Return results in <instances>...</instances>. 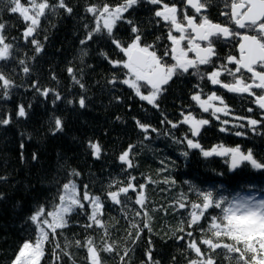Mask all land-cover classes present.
<instances>
[{"label": "trees", "instance_id": "obj_1", "mask_svg": "<svg viewBox=\"0 0 264 264\" xmlns=\"http://www.w3.org/2000/svg\"><path fill=\"white\" fill-rule=\"evenodd\" d=\"M163 1L176 4L181 19L184 12L192 15L183 0ZM56 2L49 0L51 4ZM228 2L212 0L202 15H207L212 22L230 25L236 32L230 15H222L229 13V8L225 7ZM65 3L73 9L71 14L63 9L49 10L34 35L25 40L22 33L28 22L19 13L8 10L9 0H0V23L6 25L3 34L6 42L13 45L10 58L0 60V71L14 81L7 98L0 89V118L11 120L8 125H0V264H12L22 244L26 240L35 241L38 229L29 217L41 206L45 212L54 210L63 184L69 181L75 182L81 198L85 185L91 196L100 197L102 208L98 218L103 226L85 227L92 223L89 220L92 208L83 201L84 208H77L68 215L67 227L57 228L55 235L48 231L39 264H90L89 240L99 253L100 264H153L156 261L189 264L191 260L206 261L209 257L215 264H244L238 259V253L223 247L213 251L200 243L205 238L220 242L212 236L210 226L213 216L223 215L221 209L210 208L199 225L187 227L191 211L188 202L198 200L196 192L190 188L210 190L216 198L223 196L228 200L247 196L262 199L264 169H254L249 162H242L233 169L230 155L204 157L199 149H188L183 141L185 135L192 138L188 124L179 123L173 128L167 121L178 123L183 119L181 113L190 111L198 119L209 120L195 137L203 149L217 147L219 151V146H239L245 153L251 149L257 161L264 162V111L255 102V97L264 95V91L253 88L255 95L229 93L221 85H213L206 75L201 79L190 70L173 77L158 101L159 108H154L122 83L128 77L122 64L113 66L100 55L105 52L111 60L127 59L106 33H98L87 44H80L87 31L95 27L96 14L88 13L86 8L89 5L102 8L105 3L116 6L121 0H65ZM21 4L29 6L28 0H21ZM159 7L148 0H139L124 14L125 20L117 24L114 36L125 47L131 43L134 34L126 21L133 20L140 29L141 45H153L150 50L171 65L175 63L172 57L163 56L172 46L168 39L170 25L154 15ZM174 32L173 29V35ZM32 39L43 45L39 54L35 53ZM237 42L238 37L216 39L213 63L200 66V72L209 73L222 65L235 69V62L229 63L227 57L237 58ZM81 49H86L88 54L82 57ZM21 60L25 61L24 65L19 63ZM24 66L29 67V73L23 72ZM69 67L75 70L71 75L67 71ZM256 69L264 70V66L257 65ZM73 75L83 88L74 81ZM241 75L246 82L251 81V75L243 70ZM113 76L115 84L109 83ZM219 79L223 83L234 80L226 72H222ZM34 81L39 89L52 91L47 96L42 95L32 87ZM139 84L142 93L150 91L145 82ZM197 92L202 99L212 93L221 96L228 106L227 114L217 113V119L211 111L203 112L191 99ZM81 97L85 98V107L79 104ZM214 103L221 106L218 101ZM20 105L26 111L23 117L17 114ZM56 117L63 120V130L59 132H53ZM248 119L260 121L255 131L248 125ZM137 120L156 131L151 128L142 131ZM221 128L226 130L221 131ZM237 132L243 135H236ZM89 142L101 146L98 158L93 156ZM129 145H132L131 167L119 159ZM184 152L189 153L187 157ZM34 153L36 160L32 158ZM74 171L79 175H73ZM166 180L169 182L165 183ZM129 182L136 190L120 194L121 202L114 203L108 193L127 187ZM140 185L145 186L142 190L146 198L144 206L135 202ZM182 194L186 200H181ZM180 202L188 204L187 209H181ZM137 212L140 215H136ZM180 228L184 231H179ZM76 241H80V245ZM192 241L201 248L202 257L188 247ZM223 242L233 243L226 237ZM108 245L112 246V251H104Z\"/></svg>", "mask_w": 264, "mask_h": 264}, {"label": "snow or ice", "instance_id": "obj_2", "mask_svg": "<svg viewBox=\"0 0 264 264\" xmlns=\"http://www.w3.org/2000/svg\"><path fill=\"white\" fill-rule=\"evenodd\" d=\"M153 5H162L159 7L154 15L162 19L165 23L170 25L168 39L172 42L171 50H166L163 54L164 57L171 56L175 63L169 65L164 62V58L158 56L153 50V45H141L140 29L133 20H127L126 22L131 25V31L134 34V39L131 43L125 47L123 42L114 36V29L120 21L125 20L124 14L132 9L139 3V0H121L116 6H110L107 3L102 8H97L95 5H89L86 8L88 13L94 15L95 27L87 31L85 38L80 41L81 45L87 44L98 33H106L111 43L115 45L117 49L125 54L127 60H111L107 53L101 52L100 55L109 60V63L113 66L121 65L127 69V74L130 78L124 79L122 83L131 87L135 94L143 101L152 105L154 108H159V99L163 92L166 90L165 86L176 75L188 73L190 70L193 75H199L201 79L207 76V79L213 85H221L223 88L230 92L235 93H249L255 95L252 91L253 88H259L264 91V70L257 71L256 65L264 66V0H231L230 7L231 12H223L222 15H230L231 21L239 29H248L254 34L249 32H235L227 25H221L213 23L207 15L191 16L187 12L183 13L182 19L180 18V10L177 5H169L163 3V0H148ZM183 2L195 10V13L201 14L206 12L211 6L212 0H183ZM11 13H19L25 22H28L27 27L24 29L22 35L27 40L32 37L40 25L41 18L50 10L55 12L57 9H63L68 14L73 12V9L69 7L65 0H57L55 4L49 3V0H28V7L21 4V0H9ZM199 19V23H197ZM6 25L0 23V60L6 61L11 56V49L13 45L6 42V37L3 34V30ZM88 28V25H85ZM175 30L180 35L177 37L172 34V30ZM190 29L194 35L187 34V30ZM213 37H222L228 39L231 37H239V49L241 56L239 59L233 56H228L229 63L235 62V69H229L227 65H222L220 68H214L209 73H201L200 66L209 65L213 63V58L216 56L215 47L213 44ZM47 39V37H45ZM157 39H160L157 37ZM187 40V47H181V41ZM197 41L206 42V46L198 43ZM31 43L34 45L36 54H39L43 50V45L36 39H32ZM189 52H194L195 57L190 58ZM87 50L81 49V56H86ZM21 65L25 64V61H19ZM246 69L251 73V83L246 82L241 75V70ZM71 75L74 73V69L69 67L67 69ZM23 72L25 74L30 72L29 67L24 66ZM222 72H226L233 76L234 80L231 83H223L219 77ZM55 78V77H53ZM73 79L77 84H80L81 88L84 87L79 80H76L73 75ZM140 81L145 82L150 86V91L147 94L141 92ZM111 84L116 83V77L113 76L109 81ZM14 86V81L11 80L3 71H0V89L3 90L5 98L8 96V90ZM32 87L41 92L42 95L47 96L51 89H39L37 83L34 81ZM61 97L59 93L56 94V99ZM119 99V97H117ZM191 99L195 101L203 112L211 111L213 116H217V113L224 112L227 114L228 106L225 104L223 98L216 93H212L207 99H202L201 93L197 92L191 96ZM218 101L219 105L214 103ZM255 102L261 109H264V95H257ZM72 103V101H69ZM81 107H85V98L81 97L79 100ZM251 111V109H249ZM18 116H25L26 111L23 105L18 107ZM183 119L178 123L167 121L173 128L178 127L179 123L188 124L189 132L192 138L185 135L183 141H186L188 149H199L204 157L212 156L213 154L220 156H231V168H237L242 162H249L254 169H264V162L257 161L254 157L253 151L249 149L247 153L241 151L239 146L235 148H224L219 146L213 147L211 150H205L195 137L199 136L201 129L204 125L209 124L207 119H198L190 111L187 113H181ZM119 119V117H117ZM217 119L219 117L217 116ZM11 122L10 118H0V125H8ZM164 122V121H162ZM55 127L53 132H59L63 130V120L60 117H56L54 120ZM227 124L228 121H223ZM260 121L256 119H248V125L255 131L256 126ZM137 126L144 132H147L151 126L136 121ZM152 131H156L155 128H151ZM221 131L226 129L221 128ZM236 135H243L241 132H237ZM147 138V137H146ZM181 141V142H183ZM23 147V145H21ZM89 147L92 149V154L95 157H99L101 152V146L99 143L89 142ZM132 145H129V149L125 150L119 157V159L127 163L131 167L129 159V152ZM185 157L188 156V152L182 153ZM33 160L38 159L37 155L33 154ZM73 175H79L78 172H73ZM169 181H165L168 183ZM175 183V181H171ZM144 185H140L141 190L136 198V203L144 206L146 198L142 194ZM129 189H135V186L129 182L127 187H120L118 191H110L108 196L114 203H120V194L128 193ZM191 191H195L198 197L197 201H189L191 205V211L189 212L190 219L186 222L187 227L192 228L199 225L202 218L206 216V213L210 208H219L222 210L223 215L220 217L213 216L211 218L210 231L213 237L217 241L214 242L212 238H205L200 243L208 245L213 251L218 248H225L229 252L238 253V259L244 261V264H264V198L254 199L251 196L238 197L232 200H228L226 197L221 196L216 198L213 191L199 190L195 187L190 188ZM187 197H181V200H186ZM60 203L55 206L54 211L47 212V216L51 217V220L45 219V208L41 206L35 211L29 219L36 224L38 229V235L35 241L26 240L20 247L12 264H39L40 258L44 254L43 243L48 240L49 233L45 232L41 225H47L51 229V234L55 235L57 228H65L68 225L67 217L77 208H84L83 201H87L91 205L92 212L89 215V220L92 223L85 225V227H92L93 224L103 226L102 221L98 218L99 210L102 208V204L99 196H91L87 191V185H85V191L83 197L78 195L76 184L72 181L64 183L62 191L59 194ZM226 205V206H225ZM181 209H187L188 204L184 202L179 203ZM136 215H140L139 212ZM147 216V213H145ZM182 223H185L182 221ZM145 227L148 224L145 223ZM151 230V229H149ZM179 231H184V228H180ZM189 236L192 232L187 233ZM231 240L233 243H224L223 238ZM182 239V237H178ZM77 245H80V241H76ZM87 251L89 254L90 264H100L99 253L97 249L92 245V242L88 241ZM59 247V245H57ZM193 249L198 256H203L201 248L196 241H192L188 245ZM112 246L108 245L104 251H112ZM249 254H251L250 259ZM148 258L151 261V253L148 254ZM153 264H159L158 261ZM189 264H215V261L209 257L206 261L191 260Z\"/></svg>", "mask_w": 264, "mask_h": 264}, {"label": "flooded vegetation", "instance_id": "obj_3", "mask_svg": "<svg viewBox=\"0 0 264 264\" xmlns=\"http://www.w3.org/2000/svg\"><path fill=\"white\" fill-rule=\"evenodd\" d=\"M170 2H172L173 0H169ZM163 3H167V2H165V1H163ZM230 3H231V0H229V2H228V4L230 5ZM167 4H169V5H172L173 3H167ZM176 5V4H175ZM184 6L185 7H187V8H189L191 11H192V15L191 16H199V15H202V13L201 14H197V13H195V10L194 9H191L190 7H188V6H186L185 5V3H184ZM160 7H162V5H160ZM229 8V13H230V11H231V9H230V7H228ZM197 23H199V19H197ZM213 23H215V22H213ZM231 23L232 24H234L232 21H231ZM219 24V23H218ZM222 25V24H221ZM235 25V24H234ZM228 27H230V25H227ZM236 27V26H235ZM231 28V27H230ZM236 32H240V33H244V32H249V34H254V33H252V32H250V30H248V29H239V28H237L236 27ZM187 34H190V35H193L192 33H191V30L190 29H188L187 30ZM174 35L175 36H179L180 34L178 33V32H174ZM218 38H221V39H224V38H222V37H213V44H214V41L216 40V39H218ZM229 39V38H228ZM225 40H227V39H225ZM198 43H200V44H202V45H205L206 46V42H204V41H197ZM239 42H240V38L238 37V42H237V46H238V44H239ZM182 45H184V47H187V40H184V41H181V44H180V46H182ZM215 47V46H214ZM188 54H190V56H192V57H195V53L194 52H189ZM237 54H238V49H237ZM238 56H239V54L237 55V58H238ZM239 59V58H238ZM261 66V65H260ZM255 67H257V65L255 66ZM257 71H260V70H257ZM249 83H251V81L249 82Z\"/></svg>", "mask_w": 264, "mask_h": 264}, {"label": "rangeland", "instance_id": "obj_4", "mask_svg": "<svg viewBox=\"0 0 264 264\" xmlns=\"http://www.w3.org/2000/svg\"><path fill=\"white\" fill-rule=\"evenodd\" d=\"M172 47V46H171ZM181 47H184V45H182ZM186 48V47H185ZM188 56L190 57V58H193L192 56H190V54H188ZM127 58V57H126ZM127 60V59H126ZM127 78H130L129 76L127 77ZM141 82V81H140ZM143 82V81H142ZM230 162H231V156H230ZM72 182H74V181H72ZM75 183V182H74ZM76 187H77V185H76ZM77 192H78V187H77ZM59 203H60V201H59ZM58 203V204H59ZM55 210V209H54ZM54 210H52V211H54ZM49 212V211H48ZM47 212H45V214H44V217L43 218H45V219H48V220H51V217H48L47 215ZM41 227H43V229H45V230H47V233H48V231H52L51 229H49L48 227H47V225H41ZM44 230V231H45ZM44 244V243H43ZM15 259V258H14ZM41 259V258H40ZM40 261V260H39Z\"/></svg>", "mask_w": 264, "mask_h": 264}, {"label": "water", "instance_id": "obj_5", "mask_svg": "<svg viewBox=\"0 0 264 264\" xmlns=\"http://www.w3.org/2000/svg\"><path fill=\"white\" fill-rule=\"evenodd\" d=\"M186 5V4H185ZM186 6H188V5H186ZM188 7H190V6H188ZM191 8V7H190ZM192 9V8H191ZM231 12V11H230ZM193 35H194V33H192ZM240 43V42H239ZM237 49H238V54H239V56H238V58H240V56H241V53H240V49H239V44H238V46H237ZM245 73H247V74H249V75H252L251 73H249V72H247V70L246 69H242ZM223 88V87H222ZM224 90H226L227 92H229V93H234V94H249V93H235V92H230V91H228L227 89H225V88H223ZM255 99H256V97H255ZM256 105L259 107V105L256 103ZM260 108V107H259ZM261 109V108H260ZM262 111H264V109H261Z\"/></svg>", "mask_w": 264, "mask_h": 264}]
</instances>
